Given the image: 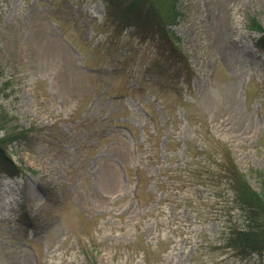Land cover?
<instances>
[{
	"label": "rangeland",
	"instance_id": "1",
	"mask_svg": "<svg viewBox=\"0 0 264 264\" xmlns=\"http://www.w3.org/2000/svg\"><path fill=\"white\" fill-rule=\"evenodd\" d=\"M174 5L176 40L121 28L103 0H0V108L31 135L8 146L20 172H0V264H264L223 240L241 212L222 173L264 195L247 27L264 0Z\"/></svg>",
	"mask_w": 264,
	"mask_h": 264
},
{
	"label": "trees",
	"instance_id": "2",
	"mask_svg": "<svg viewBox=\"0 0 264 264\" xmlns=\"http://www.w3.org/2000/svg\"><path fill=\"white\" fill-rule=\"evenodd\" d=\"M155 1L160 8L164 9L163 13L158 15L160 23L155 22L156 18L152 12L140 10V6L135 0H103L106 12L111 13L121 28L129 27L133 33H159L157 37L162 38L164 36L166 38L165 36H170L167 24L175 23L178 18L182 17L181 11L175 7V0ZM247 27L259 32L254 44L259 49L264 50V26L254 17H249ZM173 38L177 39L176 37ZM175 40H173L174 45H176ZM177 51L180 52V50ZM0 73L2 74L1 70ZM7 80L6 77L0 80V91H2L1 86ZM30 138L28 128L24 126L13 127L8 123L4 110L0 108V172L9 176L20 172L21 166L13 158L8 146L14 141L23 142L27 145ZM222 173L225 175L227 184H230V188L233 190L235 207L241 212L239 223L231 224L224 229L223 240L228 247L240 255L262 253L264 251V195L251 186L241 171L229 173L223 168ZM205 175L208 176L207 173ZM139 180L138 178V182ZM261 182L264 183V178Z\"/></svg>",
	"mask_w": 264,
	"mask_h": 264
}]
</instances>
